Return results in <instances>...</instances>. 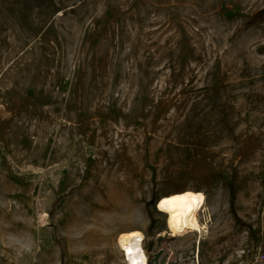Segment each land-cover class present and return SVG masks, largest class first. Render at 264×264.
I'll return each instance as SVG.
<instances>
[{"label":"rangeland","instance_id":"1","mask_svg":"<svg viewBox=\"0 0 264 264\" xmlns=\"http://www.w3.org/2000/svg\"><path fill=\"white\" fill-rule=\"evenodd\" d=\"M134 230L148 264H264V0H0V264H125Z\"/></svg>","mask_w":264,"mask_h":264},{"label":"bare ground","instance_id":"2","mask_svg":"<svg viewBox=\"0 0 264 264\" xmlns=\"http://www.w3.org/2000/svg\"><path fill=\"white\" fill-rule=\"evenodd\" d=\"M207 203V196L203 191L185 190L168 196L161 197L156 206L159 212L166 215L169 231L173 238L181 237L188 233L200 232L203 227L199 221L198 214ZM141 231L134 230L122 233L118 244L130 264H147L146 256L142 252Z\"/></svg>","mask_w":264,"mask_h":264},{"label":"built area","instance_id":"3","mask_svg":"<svg viewBox=\"0 0 264 264\" xmlns=\"http://www.w3.org/2000/svg\"><path fill=\"white\" fill-rule=\"evenodd\" d=\"M141 248H142V252L144 253V256H146V259H147V264H148V257H147V254H146V252H145V250H144V237H143V239L141 240ZM122 256H123V254H122ZM124 258V257H123ZM125 260V259H124ZM125 264H130L129 263V261H128V258H127V256H126V260H125Z\"/></svg>","mask_w":264,"mask_h":264},{"label":"trees","instance_id":"4","mask_svg":"<svg viewBox=\"0 0 264 264\" xmlns=\"http://www.w3.org/2000/svg\"><path fill=\"white\" fill-rule=\"evenodd\" d=\"M230 188H231V202L234 203V201H235V190L232 186Z\"/></svg>","mask_w":264,"mask_h":264}]
</instances>
